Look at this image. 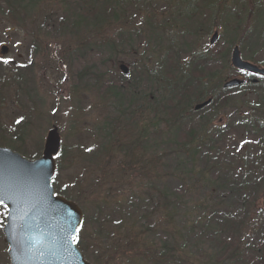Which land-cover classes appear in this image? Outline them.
I'll return each instance as SVG.
<instances>
[{
    "label": "rangeland",
    "instance_id": "rangeland-1",
    "mask_svg": "<svg viewBox=\"0 0 264 264\" xmlns=\"http://www.w3.org/2000/svg\"><path fill=\"white\" fill-rule=\"evenodd\" d=\"M120 1L122 6L126 7L123 8L124 13L122 14L131 19L130 26H133L130 28L137 35L136 40L132 42L136 47L133 49L125 47L117 57L121 73L125 75L134 73L137 71L134 66L142 65L141 62L144 63L143 67L147 65L153 69L156 66L151 63L154 60L153 56L159 50V56L165 53V50H161L156 43H150L142 38L143 31L146 32L150 28L149 34H151L152 28L155 32V36L151 34L152 38L156 37L158 40L163 37V43L168 41L165 45L169 44V40L181 44L180 53L184 56L183 62L189 61L186 53L191 47V51L203 55L202 59L205 61L202 60L204 63H200V67L204 70V75L210 74L211 77L215 75L219 79V75L223 77L221 82L216 84L217 88L214 91L215 94H219V104L206 110L202 115L204 117L202 122L197 116L194 117L196 119L194 124L206 126L207 146L204 145V153L198 155H204L203 159L206 162H202V166L215 167L214 164H216L217 171L210 172L211 176H208L206 182L204 179L203 182L198 179L192 181L191 176V178L187 177L186 184L182 188L184 192L179 187L180 183L173 178L172 180L168 178L162 183L168 187L169 191H174L171 193L173 198L183 194L181 200L176 201V204L181 202L184 205L181 207L183 211L187 207H197L196 211L192 210L194 217H190L191 220L200 217L202 212H205L203 210L208 213L213 209L217 211L216 216L235 219L236 224L243 219V228L240 232L235 230L234 236L239 238V242L242 241L241 245L252 244L260 249L263 242L259 239L255 240V236L260 234L255 235L253 230L264 224V135H262L264 120L255 118L261 112L258 108L252 109V107L255 103H264V90L262 88L257 90V87H254L252 92L256 96L246 97L242 93L245 87L224 91L223 84L229 79L238 78L240 72L231 65V51L235 45H239L242 49V43H245L244 57L246 59L250 57L253 62H264V51L252 55V52L261 45L264 48L262 42H258L264 28V0H212L209 5L211 11L203 9L204 1H195L198 14L192 11L193 7H190L191 12L188 16L186 12H183L185 7L182 11L174 8V0ZM237 1L239 3L233 4ZM179 2L181 1L175 0V3ZM29 3L39 5L38 7L34 5L35 9L30 10ZM99 6L101 7V3ZM85 9L86 0H0V37L1 41H5L9 47V50L0 58L10 59L8 64L0 59V98L3 100L0 104V141L3 144H13L16 150L27 157L31 156L29 158H37L42 155L48 131L56 126L62 139V145L65 147V156L59 162L55 183L59 191L75 201L84 212L86 222L81 242L87 260L91 264H138L136 259L127 258L129 255L134 256L135 251L140 253L138 247H135L133 251L129 243L127 244L128 239L117 240L128 230L121 228L115 222L107 223L106 210L111 207L110 211L113 212L111 219L120 220V223L122 219H125V222L127 219L126 223L130 225L131 220L128 218L130 213L137 215V213H146L151 209V206L145 205L144 202H136L131 207L134 200V198L131 200L132 195L135 197L134 193L141 192V190L132 187L128 184L129 182L120 183L119 186L115 185V188L106 191L110 183L108 180L111 181L116 175L110 165L112 163L109 162L113 161L115 164L119 161L112 158L113 155L109 151L111 146L114 145V155L121 159L123 152L119 153L118 146L120 143H127L131 137H135L137 130L131 124L133 119L128 122V125L122 122L120 127L115 128L114 131L112 128V132L110 131L109 143L112 142V145H108L102 157L97 159L96 155H93L102 145L101 137L103 136L101 134L105 133L106 121L108 120L109 123L110 119L116 117L114 110L109 111L108 100L110 99L104 97L108 92L99 88L104 83H109L110 72L115 73L118 70L114 68L112 53L109 50L100 52L101 48H96L101 38L94 35V30L78 28V30L74 29V32L77 31L75 34L65 28L66 25H72V14L85 11ZM11 10L14 12L12 16H10ZM230 13L236 17L251 16L253 19L249 25L245 26L240 25L234 19L235 25H233L225 17ZM185 16L188 20L192 19L189 25L186 24L187 21L185 22ZM171 19L172 23L166 24L165 21H171ZM170 24L175 26L169 28ZM236 24L247 28L249 34L237 39V36L232 33L234 30H228ZM120 26L122 25L119 23V26L104 30L100 36L105 38L112 37L116 32L119 34ZM215 32L219 34V39L211 44L210 40ZM243 34L244 32L242 36ZM81 42L83 45L90 43L89 46L83 48L84 58L82 60L72 57ZM67 49L70 55L65 56ZM103 59H106V63H102ZM171 62H174L172 63L174 65L176 63L173 60ZM205 63L208 65L206 66ZM88 64H95V75L87 78L79 77L78 73L84 65ZM121 66L126 67V72H122ZM101 72L105 75L100 77L98 74ZM19 73L22 76L21 84L20 82L14 84ZM203 80L202 87L209 85L207 80ZM78 81L82 86L77 90ZM141 83L143 86L138 83L137 92L149 91V88H146L147 81L143 79ZM20 86L25 91L24 93L15 92ZM152 86L157 90L154 84ZM204 90L208 92L207 89L203 88ZM225 99L229 100V104L222 105L221 102ZM246 101L250 103L248 107L245 104ZM222 116H225L223 121L220 120ZM18 120L20 123L16 122ZM200 128L196 127L197 130ZM14 135L15 137L23 136V141L15 144L12 141ZM201 136L203 137V134ZM163 138L173 140L170 135H164ZM211 145L216 149L214 152L209 149ZM171 166L168 171L165 166L164 170L171 172ZM159 170L162 171L161 168ZM144 182L147 185L152 182L154 185H161L158 179H153L152 182L144 180ZM228 184L236 186L237 190H241V194L237 193L235 188L230 191ZM111 189H114L113 192L117 195L115 200L110 196ZM142 189L145 190L143 187ZM251 190L253 191L252 196ZM243 194L246 196L245 200L242 198ZM0 213H5V211L1 210ZM126 214L128 217L125 216ZM154 219L155 217L152 220ZM171 220V224H174L176 229H180L186 227L188 217L182 212L181 215ZM209 220L204 219L202 225L209 224ZM0 222L4 225V215H0ZM139 224L140 222H136L135 226H140ZM165 226L170 230V226ZM2 228L3 226L0 227V264H10L7 253L8 245L4 242ZM157 228L161 229L159 226ZM102 229L103 232H101ZM134 229L136 228L133 227ZM185 232L187 231L183 233ZM198 233L201 237L197 239V243L193 242L189 245L188 254L193 252L209 260L206 250L209 253L215 251L213 247L215 241L212 240L213 231L205 232L203 235L201 232ZM198 233L192 235L196 237ZM107 234L110 236L114 234L115 243L113 241L112 244L108 243ZM168 234L160 232L153 233L152 236L167 241L170 237ZM208 234L211 235L209 239L206 238ZM190 235L188 234L187 239ZM184 240L186 237L181 238L178 245H182ZM117 243L121 246L116 245ZM125 244L127 246L122 248ZM212 256L215 258L214 253ZM243 256L246 257L247 264L257 263L261 257L264 260L262 251L253 254L246 252ZM185 264L188 263L185 262ZM207 264L212 263L207 262Z\"/></svg>",
    "mask_w": 264,
    "mask_h": 264
},
{
    "label": "trees",
    "instance_id": "trees-1",
    "mask_svg": "<svg viewBox=\"0 0 264 264\" xmlns=\"http://www.w3.org/2000/svg\"><path fill=\"white\" fill-rule=\"evenodd\" d=\"M179 1L181 2L175 3V0L173 1L174 8L182 11L185 7V11L183 12H186L187 16L191 12L190 7H193L192 11L197 12L198 14L195 1H204L203 9H210V11L212 10L209 7L212 0ZM6 3L8 4L9 2L7 1ZM100 3L101 7L99 6ZM237 3H239V1L233 4ZM29 5V9L34 10L39 4L37 5L34 3H29ZM34 5L36 6L34 7ZM123 8L126 7L122 6V2L120 0H86L85 11H79L78 13H74V15L72 14V25L65 26L66 29H69L68 31H71L75 34H77V31L74 32V29L78 30V28L91 29L92 31L94 30V35L101 38V41L96 46V48H101L99 49L100 52L109 50L113 56L111 57L114 63V68L118 70L115 73L110 72L109 79L111 80H109V83H104L105 85L103 84L99 88L100 90L103 89L108 92L105 93L106 96L104 95V97L110 99L108 100L109 111L111 112L114 110L116 112V117L114 119H110L109 123L108 120L106 121L104 126L105 133L101 134V136H103L101 137L103 142L101 141L102 145L99 146L98 152L93 154L96 155L95 158L98 159L99 157H102V154L106 152L108 145H112V142L109 143L111 140L109 134L112 132V128L114 131L115 128L117 129L122 125V122L125 125H128V122L133 119L131 124H133V128L137 130L135 137H131V140L127 141V143H120L118 146L119 153L121 154L123 152L121 159L114 155L115 148H113L114 145L111 146V150L109 151H111L110 154L113 155L112 158H116L115 160L119 161H117L115 164H113V161L109 162L112 163L110 165L115 171L116 175L111 181L108 180L110 183H108L109 185L107 186L106 191H109L110 188H115V185L119 186L120 183L129 182L128 184H131L132 187L134 186L141 190V192H137L136 194L134 193V195H136L135 197L132 195L131 200L132 198H134V200L132 201L133 204L131 203V207L136 202H144L145 205L151 206V209L146 213H137V215L130 213L129 217L127 213L125 216L131 220V224L127 225V219L126 222L125 219H122L121 223L118 219V221L111 219L113 212L110 211L112 209L110 207L106 209L108 215L107 223L115 222L121 226V228L128 230L122 236L117 238V240L122 241L123 239H128L127 244L129 243L131 250H133L135 247H138L140 253H136V251L133 250L135 251L134 256L129 255L127 257L136 259V263L138 264H185V262L188 264H207V262H211L212 264H247V260L245 259L246 257L243 256L244 253L248 252L253 254L258 251H262L264 253V224H261L258 229L256 228L253 230L255 235L260 234L259 236H255V240L259 239L263 242V246L260 249L256 248L252 244L241 245L242 241L239 242V238L234 236V234L236 232H240V230L243 228V219H241L239 222L241 225L237 226L239 224H236L235 219L218 217L216 216L217 211L213 209L208 213L206 210H203L205 212H202L200 217H196L191 220L190 217H194L192 210L196 211L197 207H187V209H184V212L183 208H181L184 205L181 204V202L176 204V201L181 200L183 194L179 195V197L173 198L171 193L174 191H169L168 187L162 183L168 178L170 180L173 178L175 181L180 183L179 187L181 190H183L182 188H184V185L186 184L185 181L187 177H192V181L198 179L200 182H203L204 179L206 182L208 180V176H211V173H213L212 171L214 170L215 172L217 167L216 164H214L215 167H204L202 166V162H206L203 159L204 155L198 156L204 153V145L207 146V133L205 130L206 126L204 124H194L196 121L194 117L197 116L202 122V118H204L202 115L205 114L206 110L210 109L216 104H219V94H215L216 92L214 91L215 88H217L216 84H219L222 80L221 78L223 77L219 75V79V77L215 75H213V77H211L210 74L208 76L204 75V70H202L200 67V63H204L202 61L204 60L202 59L203 55L199 52L194 53V51H191V47L188 48L186 53L189 56V61L183 62L184 56L182 53H180L182 48L181 44H177L172 40H169V44L165 45L168 41L163 43V37H160L158 40L156 37L152 38L151 34L154 35L155 33L152 28L151 34H149L150 28H148V31L146 32L143 31L142 38L146 41H149L150 43H156L161 50H165V53L162 54V56H159V50L158 53L153 56L154 60H152L151 63L153 66L156 65L153 69L149 68L147 65L143 67L144 63L141 62L142 65L137 64L134 66V69L137 70L134 73H130L129 75L121 73L119 71V65L117 64L119 63L117 57L123 52L125 47L127 49L135 48L136 46L132 42L133 40L135 41L137 37L136 33L130 28L133 26H130L132 24L131 19H128L125 14H122L124 13ZM11 12L12 13L9 12L10 16H12L14 13L12 10ZM187 16H185L184 19L185 22L187 21L186 24L189 25V21L192 19L188 20V18H186ZM225 17L226 20L231 24L235 25L234 19H236L240 25L242 24L243 26L249 25L253 19V17L251 18V16L246 15H243L242 17L232 16L231 13L229 16L226 15ZM126 18L129 20V22L126 20ZM118 22L122 25L120 26L119 34L116 32L112 37L109 36L105 38L100 36L104 30H109L115 26H119ZM165 22L166 24H169V22L172 23V19L171 21L167 20ZM240 25L236 24L235 27L228 29L230 31L234 30L232 33L237 36V39L242 37V33L244 32L243 29L247 30V28H242ZM168 26L169 28H173L175 25L170 24ZM89 45L90 43L83 45V42H81L79 47H77L72 54V57H77L78 59L82 60L84 58L83 48ZM93 49L95 48L93 47ZM67 51L68 49L65 52V56L70 55V53ZM105 60L106 59H103L102 63H106ZM171 60L176 62L175 65L172 64L174 62H171ZM205 65L207 66L208 63H205ZM78 75L79 77L83 76L85 78L90 75H95V64H88L86 66L84 65L83 69L78 73ZM104 75L105 73L103 72L98 74L100 77ZM16 78L14 80V84L15 82L18 83L22 81L20 80L22 78L21 73H19ZM143 79L147 81L146 88H149V91H143L140 93L137 92V85L138 83L141 85V81ZM203 79L207 80L209 85L202 87ZM81 80L85 79L81 78ZM152 84H154L157 90L152 86ZM76 86L78 90L82 86L81 82H79ZM203 88L207 89L208 92L205 90L203 91ZM15 92L24 93L25 91L20 86ZM210 98L212 99L211 104L200 110H195L194 107L197 105V102H204ZM2 102L3 100L0 98V104ZM221 103L222 105H227L229 104V100L225 99ZM164 127L165 129H163ZM196 127L201 128L197 130ZM202 134L203 137L201 136ZM162 135H170V138L173 140H167V138H163ZM204 136H206V138ZM112 139H114V137ZM12 141L15 144L21 143L23 141V136L15 137L14 135ZM0 145L9 146L16 150V148L11 143L3 144V142L0 141ZM64 148L65 147L62 145L60 153L57 157L58 165L65 156ZM209 149H212L211 152L216 150L212 145L211 147L209 146ZM23 155L25 156V154ZM170 160L172 161L171 163ZM105 163L108 164L107 161H105ZM172 163L173 166H171ZM165 166H167V171L171 166L172 171H165ZM159 167L162 169V171L159 170ZM56 179L57 174L53 179V185L55 186L56 191L65 195L59 191L58 186L55 183ZM153 179H158L161 182V185H154V182H152ZM144 180H151L152 184L147 185ZM189 184H192V182H189ZM228 185L230 191L235 188V191L241 194V190H237L236 186L234 187L231 184ZM142 187L145 190H143ZM113 190L114 189H111L110 196L115 200L117 195L113 192ZM252 192L253 191L251 190V196ZM255 193L256 191L254 194ZM227 195H229V192H227ZM65 196L67 197V195ZM242 198L245 200L246 196L243 194ZM104 203L108 204L106 201H104ZM114 209L117 210V207L114 206ZM182 212L186 217H188L187 225L186 227L184 226L180 229H176L174 224H171V219L181 215ZM154 217L155 219L152 220ZM204 219H210L209 224L202 225ZM85 222L86 219L84 218V222L79 233L80 243L78 244L83 252L85 250L82 247L81 237L85 228ZM136 222H140L141 225L139 224L140 226H135ZM165 225L170 226V230ZM157 226H159L161 229L157 228ZM133 227L136 229L133 230ZM185 230L188 233H183ZM211 231H213L212 240L215 241L213 246L215 247V251L209 253L206 250L209 260L206 258H201L198 254L193 252L188 254L189 245H192L193 242L197 243V239L201 237L199 236L200 233L198 232H201L203 235L205 232L211 233ZM101 232H103V229ZM160 232L166 234L169 233L168 235L170 237L167 241L166 239L161 240V238L157 236H152L153 233L158 234ZM194 233H198L196 237L192 235ZM188 234L191 235L187 239ZM107 235L108 243L110 242L109 244H112V241L115 243V240L113 239L114 234L113 236H110L109 234ZM168 235H166V237H168ZM184 237H186V240H184L182 245H178V241ZM206 238H211V235H206ZM127 244H125L122 248L126 247ZM116 245L119 244L117 243ZM213 253L215 254V258L212 256ZM210 260H213L214 262ZM251 264H264V260L261 257L257 263L253 262Z\"/></svg>",
    "mask_w": 264,
    "mask_h": 264
},
{
    "label": "water",
    "instance_id": "water-1",
    "mask_svg": "<svg viewBox=\"0 0 264 264\" xmlns=\"http://www.w3.org/2000/svg\"><path fill=\"white\" fill-rule=\"evenodd\" d=\"M216 40L217 34L212 37V44ZM2 47L4 54L7 48ZM232 63L264 73L243 61L237 49ZM120 69L127 70L125 66ZM240 82L234 79L225 87ZM201 106L196 105V109ZM60 149L61 136L56 126L48 131L40 157L29 159L0 145V193L7 205L3 234L10 264H91L78 245L66 243L74 229L81 226L84 213L76 202L56 193L53 186Z\"/></svg>",
    "mask_w": 264,
    "mask_h": 264
},
{
    "label": "flooded vegetation",
    "instance_id": "flooded-vegetation-1",
    "mask_svg": "<svg viewBox=\"0 0 264 264\" xmlns=\"http://www.w3.org/2000/svg\"><path fill=\"white\" fill-rule=\"evenodd\" d=\"M258 27H259V25L257 26V28ZM247 34H249V32L247 30H244V34H243L242 38L245 37ZM258 42H262V44L264 45V28L262 29V34L260 35ZM2 46H6L7 47V51L9 50V47H8L7 43L5 41H1V37H0V50H1V47ZM236 46L240 50L241 58H243L244 60H246L248 62H251L253 64L258 65L261 68H264V62H262V63H260V62H253L252 59H250V57L247 58V59L244 57L243 47L246 49L245 43H242V49H240L239 45H235L234 48ZM234 48L231 51V57H232V52H233ZM263 51H264V48L261 45L260 47H258L256 49V51L252 52V55L257 54V53H263ZM0 53H1V51H0ZM228 53H229V58H230V49H229ZM239 71L240 72L238 73V78L242 79L243 80V83L240 84V86H237V87L226 88L224 91L231 90L233 88H242V87H245L244 90H243V93L246 94V96L250 97V95L251 96H254V93L252 92V89L254 87H257L256 88L257 90H259V88H262L264 90V74L261 75V74H258V73H253V72L243 71V70H239ZM245 104H246L247 107L250 105L249 103H245ZM254 108H258L260 110V112H261V114L255 116V118L264 120V113H262L264 111V104L256 105V106L254 105V107H252V109H254ZM220 120H222V119H220Z\"/></svg>",
    "mask_w": 264,
    "mask_h": 264
},
{
    "label": "snow or ice",
    "instance_id": "snow-or-ice-1",
    "mask_svg": "<svg viewBox=\"0 0 264 264\" xmlns=\"http://www.w3.org/2000/svg\"><path fill=\"white\" fill-rule=\"evenodd\" d=\"M2 59V58H0ZM2 62L5 64L10 63V59H2ZM17 123H20V121H16ZM91 151V149H89ZM0 206H3L7 210V205L4 203V195L0 193ZM5 213H0V215H4ZM3 226V223L0 222V227ZM81 226H77L74 231L70 234V237L66 239V243L70 245H78L80 243V230Z\"/></svg>",
    "mask_w": 264,
    "mask_h": 264
},
{
    "label": "bare ground",
    "instance_id": "bare-ground-1",
    "mask_svg": "<svg viewBox=\"0 0 264 264\" xmlns=\"http://www.w3.org/2000/svg\"><path fill=\"white\" fill-rule=\"evenodd\" d=\"M197 105H202V106H203V105H204V102H202V103H199V104H197ZM202 106H201V107H202Z\"/></svg>",
    "mask_w": 264,
    "mask_h": 264
}]
</instances>
